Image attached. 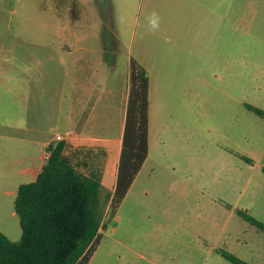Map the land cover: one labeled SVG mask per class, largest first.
I'll return each mask as SVG.
<instances>
[{
  "label": "rangeland",
  "instance_id": "obj_1",
  "mask_svg": "<svg viewBox=\"0 0 264 264\" xmlns=\"http://www.w3.org/2000/svg\"><path fill=\"white\" fill-rule=\"evenodd\" d=\"M174 1L95 0L107 7L109 27L127 31L114 79L125 83L127 58L147 70L149 134L147 158L110 219L112 185L100 191L99 214L109 222L88 264H231L219 249L264 264V232L235 212L264 223V119L246 107L264 111V0H225L224 32L191 33L183 19L179 36L170 24L178 13L191 16V6ZM91 16L81 25H100ZM49 42L60 44L54 35ZM11 45L23 55L22 40ZM65 154L78 171L101 175L99 150ZM32 181L18 178L16 186ZM10 224L20 230L17 216Z\"/></svg>",
  "mask_w": 264,
  "mask_h": 264
},
{
  "label": "crops",
  "instance_id": "obj_2",
  "mask_svg": "<svg viewBox=\"0 0 264 264\" xmlns=\"http://www.w3.org/2000/svg\"><path fill=\"white\" fill-rule=\"evenodd\" d=\"M185 1L191 6V16L177 14L176 23L170 24L173 35L179 36L183 19L187 26L191 20V33L224 32L223 8L229 0L174 3ZM90 15L100 25H81L80 18ZM14 19L22 22L20 28H13ZM109 20L107 7L95 0H0V231L11 241H19L22 235L21 229L10 224L17 216L15 210L8 213L7 209L12 196L15 201L17 179L36 178L46 148L57 141V135L65 137L66 148L104 154L98 179L103 188L111 184L109 189L114 190L130 59L126 81L120 84L113 71L127 31L109 27ZM50 35L56 36L58 47L51 45ZM16 39L23 41L19 57L11 49ZM50 67L56 74H48ZM50 82L56 84L51 92Z\"/></svg>",
  "mask_w": 264,
  "mask_h": 264
},
{
  "label": "trees",
  "instance_id": "obj_3",
  "mask_svg": "<svg viewBox=\"0 0 264 264\" xmlns=\"http://www.w3.org/2000/svg\"><path fill=\"white\" fill-rule=\"evenodd\" d=\"M264 119V111L246 105ZM149 78L147 70L130 61L129 88L117 177L111 194L110 217L125 197L148 155ZM66 141H51L48 157L36 178L18 187L14 210L22 232L11 241L0 231V264H88L104 225L99 214L98 178L78 171L66 156ZM248 161H251L250 159ZM264 174V167L261 169ZM247 223L264 232V223L235 210ZM219 255L231 264H249L225 249Z\"/></svg>",
  "mask_w": 264,
  "mask_h": 264
},
{
  "label": "clouds",
  "instance_id": "obj_4",
  "mask_svg": "<svg viewBox=\"0 0 264 264\" xmlns=\"http://www.w3.org/2000/svg\"><path fill=\"white\" fill-rule=\"evenodd\" d=\"M150 24L153 29L158 28L159 26V17L156 16L155 13L152 14V18L150 19Z\"/></svg>",
  "mask_w": 264,
  "mask_h": 264
},
{
  "label": "built area",
  "instance_id": "obj_5",
  "mask_svg": "<svg viewBox=\"0 0 264 264\" xmlns=\"http://www.w3.org/2000/svg\"><path fill=\"white\" fill-rule=\"evenodd\" d=\"M64 138L65 137H63L62 135H57L55 140L60 141V140H64ZM47 157H48V152L45 153L44 158L47 159Z\"/></svg>",
  "mask_w": 264,
  "mask_h": 264
}]
</instances>
